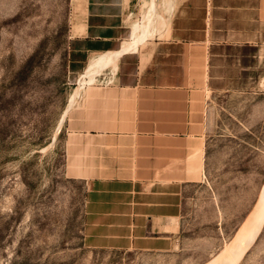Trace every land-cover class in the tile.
<instances>
[{
	"label": "rangeland",
	"instance_id": "1",
	"mask_svg": "<svg viewBox=\"0 0 264 264\" xmlns=\"http://www.w3.org/2000/svg\"><path fill=\"white\" fill-rule=\"evenodd\" d=\"M87 4L0 0V264H264V68L235 84L222 64L232 77L215 80L233 87L205 93L189 171L107 170L129 159L93 139L110 125L88 120L120 58L77 44L113 30L88 29Z\"/></svg>",
	"mask_w": 264,
	"mask_h": 264
},
{
	"label": "crops",
	"instance_id": "2",
	"mask_svg": "<svg viewBox=\"0 0 264 264\" xmlns=\"http://www.w3.org/2000/svg\"><path fill=\"white\" fill-rule=\"evenodd\" d=\"M87 5L98 13L88 19V29H113L77 43L87 57H112L136 42L117 55V82L100 85L93 96L101 111L88 123L110 125L93 139L109 140L104 147L129 159L127 167L107 170L189 171L191 157L204 144L205 93L233 87L215 80L232 75L222 64L234 66L235 84L243 70L264 68V0H88ZM133 18L148 24L133 25L145 28L141 34H131ZM211 60L220 71L210 70ZM189 181L182 176L179 187ZM126 184L136 196L138 185ZM152 194L167 193L158 188Z\"/></svg>",
	"mask_w": 264,
	"mask_h": 264
},
{
	"label": "bare ground",
	"instance_id": "3",
	"mask_svg": "<svg viewBox=\"0 0 264 264\" xmlns=\"http://www.w3.org/2000/svg\"><path fill=\"white\" fill-rule=\"evenodd\" d=\"M133 33H134V32H133ZM118 54H119V52L114 53V54L112 55V57L110 58L109 61H111L112 59H114ZM112 62H113V61H112Z\"/></svg>",
	"mask_w": 264,
	"mask_h": 264
}]
</instances>
